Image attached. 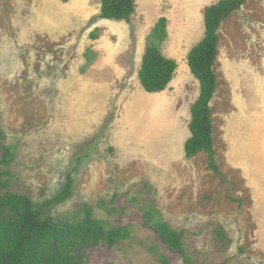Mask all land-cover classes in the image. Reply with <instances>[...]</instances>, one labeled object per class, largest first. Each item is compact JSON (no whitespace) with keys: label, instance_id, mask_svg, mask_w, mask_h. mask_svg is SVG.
<instances>
[{"label":"rangeland","instance_id":"rangeland-1","mask_svg":"<svg viewBox=\"0 0 264 264\" xmlns=\"http://www.w3.org/2000/svg\"><path fill=\"white\" fill-rule=\"evenodd\" d=\"M219 1L134 0L130 21L115 22L98 19L101 0H0L9 191L38 203L70 175V197L47 215L87 206L130 229L129 240L88 250L84 264H160V255L184 264L144 226L148 215L182 233L191 264H264V0H244L218 30L210 103L218 173L206 153H184L199 95L187 55L204 37V9ZM161 17L159 50L175 60L177 83L148 96L137 75Z\"/></svg>","mask_w":264,"mask_h":264},{"label":"trees","instance_id":"trees-1","mask_svg":"<svg viewBox=\"0 0 264 264\" xmlns=\"http://www.w3.org/2000/svg\"><path fill=\"white\" fill-rule=\"evenodd\" d=\"M244 0H223L204 9V37L187 55V66L199 83V95L191 106L190 137L184 144V153L191 159L201 152L207 154L209 168L218 173L214 162L210 103L216 90L213 64L217 56L218 30L221 23L238 11ZM134 12V0H101L98 19L129 22ZM166 19H158L148 39L138 71V80L144 92L161 93L168 88L177 69L175 60L163 56L159 43L166 38ZM101 29L89 33L97 40ZM11 152L4 147L0 158V264H84L86 252L100 245L113 248L130 239L128 226L110 227L106 220L94 216L87 206L68 215L53 218L46 210L67 200L72 192V177L68 175L61 191L53 198L34 203L31 199L13 194L10 189ZM101 208L103 204H99ZM115 210L109 211L112 212ZM144 226L151 227L170 251L177 252L184 264H191L182 233L173 230L161 220L148 215ZM160 264H170L165 255Z\"/></svg>","mask_w":264,"mask_h":264},{"label":"crops","instance_id":"crops-1","mask_svg":"<svg viewBox=\"0 0 264 264\" xmlns=\"http://www.w3.org/2000/svg\"><path fill=\"white\" fill-rule=\"evenodd\" d=\"M188 70H189V68H188ZM176 75H177V69H176V71L174 73V77H173L172 81L170 82V84L168 85V88L167 89H169V87H171L172 85H174L175 83H177ZM156 94H159V93H154V94L146 93V95H148V96H152V95H156ZM229 120H242V119L241 118H238V117H236V118L233 117L232 119L230 118Z\"/></svg>","mask_w":264,"mask_h":264}]
</instances>
